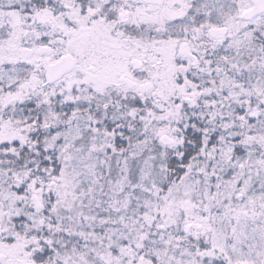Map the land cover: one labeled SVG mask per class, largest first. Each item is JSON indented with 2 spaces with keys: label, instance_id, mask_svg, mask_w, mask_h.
<instances>
[{
  "label": "snow or ice",
  "instance_id": "snow-or-ice-1",
  "mask_svg": "<svg viewBox=\"0 0 264 264\" xmlns=\"http://www.w3.org/2000/svg\"><path fill=\"white\" fill-rule=\"evenodd\" d=\"M0 264H264V0H0Z\"/></svg>",
  "mask_w": 264,
  "mask_h": 264
}]
</instances>
